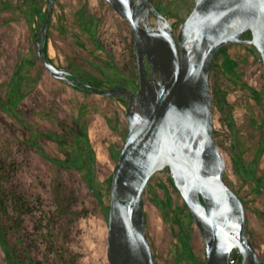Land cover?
Here are the masks:
<instances>
[{"label": "rangeland", "instance_id": "rangeland-1", "mask_svg": "<svg viewBox=\"0 0 264 264\" xmlns=\"http://www.w3.org/2000/svg\"><path fill=\"white\" fill-rule=\"evenodd\" d=\"M41 1L46 12L47 0ZM194 1L153 0L168 14L177 36ZM27 9V0H0V96H9L11 84L22 67L24 93L16 104L17 114L0 107V157L11 153L16 159L15 181L27 199L42 198L47 212L43 223L47 227H38L41 212L26 216L24 230L13 234L11 242L25 264H62L49 248L46 233L51 230L59 245L68 250L73 264H111L108 217L86 183V169L61 167L35 150L29 140H36L40 149L54 159L65 160L66 150L77 158L73 135H68L69 146L64 150L47 134L64 135L62 122L70 127L87 123L96 155L95 176L109 185L117 163L112 149L122 148L128 133L127 103L71 87L42 70L34 37L42 26L38 25L37 16L30 24ZM50 34L49 53L51 49L54 51L51 58L85 81L95 86L103 83L106 87L115 85L113 81L125 85L130 81L129 86L131 81L139 83L130 26L107 1L55 0ZM227 56L234 63L232 70L226 65ZM211 82L215 137L227 162L226 177L245 201L250 239L261 256L264 254V189L260 186L264 185V64L253 54L252 46L227 45L216 54ZM101 153L103 158L99 157ZM170 178L167 172L157 173L145 195L147 231L155 262L206 264L204 239L191 210H182L185 200ZM102 198L109 205L106 193ZM50 217L54 218L51 224ZM0 264H9L1 242Z\"/></svg>", "mask_w": 264, "mask_h": 264}, {"label": "water", "instance_id": "water-1", "mask_svg": "<svg viewBox=\"0 0 264 264\" xmlns=\"http://www.w3.org/2000/svg\"><path fill=\"white\" fill-rule=\"evenodd\" d=\"M131 29L139 83L95 86L47 54L55 0L35 49L55 79L91 94L127 102L128 133L109 199L111 264H156L147 231L145 195L167 172L187 203L206 245V264H264L250 240L247 209L226 180L227 162L215 137L211 73L230 44L251 45L264 64V0H195L177 36L153 0H105Z\"/></svg>", "mask_w": 264, "mask_h": 264}, {"label": "trees", "instance_id": "trees-1", "mask_svg": "<svg viewBox=\"0 0 264 264\" xmlns=\"http://www.w3.org/2000/svg\"><path fill=\"white\" fill-rule=\"evenodd\" d=\"M27 1H28L27 14L30 19V24L33 23V20L37 16L39 19L38 25L43 26L48 10H49V7H47L46 12H44L43 11L44 2L41 1L39 3V0H27ZM52 23H53V18L51 20V25ZM90 26L91 28H94L95 24L91 23ZM50 38H51V34L48 39L46 49H47V54H48L49 59L54 62L53 58H51L50 53H49ZM132 44L134 45L133 40H132ZM252 51L255 56L257 57L259 56V52L253 46H252ZM36 55L40 61V66L42 70H46L37 52H36ZM133 57L137 60L134 49H133ZM225 62L228 68L232 70L234 67V63L232 59H230L227 56ZM22 68L19 69L18 71L19 74L16 75V77L14 78L11 84L9 96L7 98H3L2 96H0V107H3L7 111L11 113H16V114H17L16 104L19 102L20 99H22L23 97L22 95L24 94L23 88L21 87L22 81L20 78V73H21ZM117 83H120V82L113 81L112 84H117ZM122 83L123 82H121V84ZM128 84L130 85V81L128 82ZM131 84L133 85L135 83L131 81ZM97 86L106 87L103 83H100ZM104 97L108 99L111 98L107 96H104ZM121 101L127 103L123 99H121ZM61 126L64 130V135L50 133V134H47V136L50 137L51 139L56 140L57 143L62 147V149L66 150L69 146V143H68L69 136L68 135L69 134L73 135L75 137V140H74L75 142L73 141V143L78 148L79 156H77V158L74 157V154L72 152H70L69 150H66L67 158L65 160L54 159L48 154H46L42 149H40V147L38 146V142L34 140L33 138H30L29 140L32 143L31 146L35 150L39 151L47 159L58 162L63 168L75 167L80 170L86 169V173H87L85 176L86 183L88 187L90 188V190L95 195V197L101 203L108 217L109 216V205L103 201L102 194L106 193L110 197L113 178L110 184L107 185V184H104L103 182H100L95 176L94 167L96 163V155L92 147L89 134L87 132V123H84L82 125L80 123H77L76 126L70 127V126H67L66 123L62 122ZM112 128L115 129L114 124H112ZM215 134H216V131H215ZM82 152H84V154ZM120 153H121V148L119 149V148L113 147L112 156L114 157L116 162L119 160ZM17 173H18V163L16 159L12 156V154L10 153L9 156H4V155L1 156L0 157V242L3 245L4 252H5V255L7 257L9 264H25L24 258L16 254L17 248L16 246L12 244L11 238L13 234L20 233L24 230V221H25L26 216H33L35 215L36 212H41V219L38 221V227L39 228L47 227L43 223V221L47 217V212L43 209L42 198L38 196L35 201L27 199L26 195L23 193V191L20 189L19 185L15 181V177ZM170 180L172 182V185L176 189V191L179 192L173 180L171 178ZM226 180L228 184L233 188L231 182L227 179V177H226ZM260 186L262 189H264V185H260ZM185 209L190 211L187 203L184 201L182 210H185ZM191 217L194 221L192 213H191ZM48 221L51 224L53 223L54 218L50 217L48 218ZM46 235L48 238L50 250L56 253L57 258L60 260V262L62 264L64 263L73 264L68 258V254H69L68 250L64 246L59 245L56 236L51 232V230H48ZM186 238L187 236H185L184 238L185 242H186ZM38 264H42V263L38 262Z\"/></svg>", "mask_w": 264, "mask_h": 264}, {"label": "flooded vegetation", "instance_id": "flooded-vegetation-1", "mask_svg": "<svg viewBox=\"0 0 264 264\" xmlns=\"http://www.w3.org/2000/svg\"><path fill=\"white\" fill-rule=\"evenodd\" d=\"M195 2V1H194ZM156 5V4H155ZM160 11H161V8H159V7H157ZM164 13V12H163ZM165 15H167L168 16V14L167 13H164ZM131 88H133L132 87V85L130 86ZM134 89V88H133ZM238 193V192H237ZM242 198V197H241ZM245 202V201H244ZM249 234H250V231H249ZM251 240V239H250ZM252 241V240H251ZM253 243V242H252ZM254 244V243H253ZM263 260H264V254H262L261 256H260ZM238 264H242L241 262L240 263H238Z\"/></svg>", "mask_w": 264, "mask_h": 264}, {"label": "bare ground", "instance_id": "bare-ground-1", "mask_svg": "<svg viewBox=\"0 0 264 264\" xmlns=\"http://www.w3.org/2000/svg\"><path fill=\"white\" fill-rule=\"evenodd\" d=\"M51 44H52V43H51ZM50 53H51V55H54V51H53L52 49L50 50ZM99 157H100V158H103V154L101 153Z\"/></svg>", "mask_w": 264, "mask_h": 264}]
</instances>
